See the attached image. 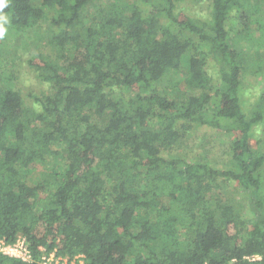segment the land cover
<instances>
[{"label":"trees","instance_id":"16d2710c","mask_svg":"<svg viewBox=\"0 0 264 264\" xmlns=\"http://www.w3.org/2000/svg\"><path fill=\"white\" fill-rule=\"evenodd\" d=\"M6 3L0 240L33 261L0 264H264V88L243 85L264 73V0ZM27 33L37 95L1 56ZM202 134L225 145L199 152Z\"/></svg>","mask_w":264,"mask_h":264},{"label":"rangeland","instance_id":"374dc122","mask_svg":"<svg viewBox=\"0 0 264 264\" xmlns=\"http://www.w3.org/2000/svg\"><path fill=\"white\" fill-rule=\"evenodd\" d=\"M35 1H36V4L41 2V0H35ZM197 11L201 15L206 16L208 9H206V6H205V7H201L197 9ZM94 14H95L94 8L89 7L87 11V15L93 16ZM71 32H73V30H71ZM31 35L32 33H27L26 35L19 36L15 41L12 42L11 47L1 49V56L6 60L18 59L17 63L21 65L20 67L21 72L19 73L20 77L19 79H17V81H15L17 83L18 89L23 91L26 95L29 93L37 95V94H40V91H39L40 88H37L36 86V84L38 85L39 82L35 79L34 73L30 71V69H28L26 62L24 61L26 56L28 55L32 56V52L34 53L38 52V50L41 47V44H39L38 46L34 45V47L30 45L29 50H25L24 41L27 40L25 36L29 37ZM33 37H34V34H33ZM39 37L40 36H38V38ZM261 54L262 56H264L263 52ZM32 82L34 83L32 84ZM243 85L245 87L244 99L247 101V103L253 102L256 92L264 88V73H261L258 76H253V75L247 76L246 75L243 81ZM108 120H109V113L101 120L102 127L106 126V124L108 123ZM200 137H202L203 139ZM200 137L195 139V143H196L195 148L199 152L203 151L206 148L209 151H211L210 152L211 154H215V153L217 154L218 150L221 151L220 146L225 145L224 141L221 140V138H223V135L219 137L218 136L207 137V135L202 134L200 135ZM219 155H220V152H219ZM218 160H220L219 157H218ZM35 176H39V174H36ZM223 192L224 193L221 195H224V196H227V194L229 195H232V193L234 194L233 188H227L226 192L225 191Z\"/></svg>","mask_w":264,"mask_h":264},{"label":"built area","instance_id":"2783aa9c","mask_svg":"<svg viewBox=\"0 0 264 264\" xmlns=\"http://www.w3.org/2000/svg\"><path fill=\"white\" fill-rule=\"evenodd\" d=\"M0 253L9 258H15L25 263H31L33 261L32 251L28 242L24 237L19 236L15 243L8 244L4 240H0ZM250 261L258 260L259 257L247 258ZM233 261L230 264H235ZM42 264H85L82 256H77L74 259H68L66 257L59 256L56 251H45L42 257Z\"/></svg>","mask_w":264,"mask_h":264},{"label":"clouds","instance_id":"9594fccd","mask_svg":"<svg viewBox=\"0 0 264 264\" xmlns=\"http://www.w3.org/2000/svg\"><path fill=\"white\" fill-rule=\"evenodd\" d=\"M7 7L6 0H0V13L3 12V9ZM8 23L6 14L0 15V37H3L7 31L5 25Z\"/></svg>","mask_w":264,"mask_h":264}]
</instances>
